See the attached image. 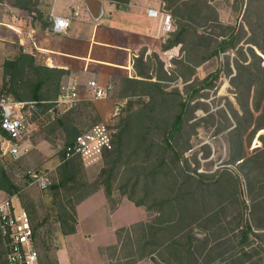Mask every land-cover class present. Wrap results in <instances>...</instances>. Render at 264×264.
Listing matches in <instances>:
<instances>
[{
    "label": "rangeland",
    "instance_id": "1",
    "mask_svg": "<svg viewBox=\"0 0 264 264\" xmlns=\"http://www.w3.org/2000/svg\"><path fill=\"white\" fill-rule=\"evenodd\" d=\"M13 2L0 0L4 4ZM33 3L36 6L25 11L27 21L42 30L50 27L51 17L43 13L44 10L47 12L46 1L34 0ZM54 6L58 14L65 9L71 14L76 13L80 22L84 18L81 6L70 0H56V3L51 0L49 14ZM180 10L182 18L178 22L192 29L178 47L176 56L168 53L171 50L150 52L143 56V65L153 76L152 81L159 83L166 95L145 83L125 84L124 76L137 77L136 73L128 76L123 71H108L100 79L113 84V97L101 102L83 101L78 108L67 112L57 110L39 116L33 114L29 155L18 162L9 156H0V184L7 187L13 185V188L9 187L10 192L0 190V203L4 201L17 210L24 209L31 216L33 246L39 254V264H57L60 215L64 213L72 226L70 217L78 216L77 209L76 214L74 211L76 203L100 185L101 172L109 170L111 166L108 160L91 166L81 162L72 181L64 187L53 189L60 179L58 171L62 148L69 134L60 122L70 123L78 133L102 123L113 125L118 130L122 141L120 159L113 173L110 209L116 207L123 197L124 186L127 192L134 191L136 199L147 195V203L176 198L173 204L175 208L189 190L184 186L191 184L187 183L189 176H208V183L212 185V189L203 187L205 214L190 217L174 230L169 229L171 226L167 221L179 218L182 211L168 207L164 213L155 211L150 215L144 223L153 222L157 227L168 229L172 242L166 240L162 248H155L153 256L143 260L137 258L147 231L136 227V224L125 227L127 230L122 232L119 244L109 245L116 239L113 228L135 218L127 205L113 219V227L108 230L99 221L98 212L94 215L93 227L84 220L98 209L101 195L94 197L92 201L84 203L79 211L83 216L81 231L94 232V235L87 237V245H82L78 238L77 244L81 245L82 252L71 251L72 264H128L135 260V264H228L230 255L242 256V246H246L244 250L252 254L251 260L243 258L246 259L245 264H264L263 158L258 164V155L264 145L263 139L259 142L258 138L264 134V130L256 132L264 124V0H201L188 12ZM39 12L43 13L42 16ZM227 26L240 30L238 57L230 53L221 60L213 58L201 63L202 56L211 53L221 42L220 35L229 32ZM0 36L9 38L12 32L4 27L0 30ZM15 49L19 50L17 45L0 41V98L11 93L10 85H5L4 63L14 55L12 50L15 52ZM36 56L43 61L42 56ZM119 57L123 58V55L119 54ZM219 68L222 73L216 81V89L187 105L181 129L172 138L176 150L184 155L182 161L185 168L173 162L174 153L166 155L164 160L158 153L159 146L163 144L164 132L171 131L181 111L179 102H185L188 90ZM143 80L150 81L146 78ZM131 102L134 103L132 106ZM250 136L254 137L252 145ZM142 137H146V140H142ZM255 147L261 149L253 152ZM135 148L139 149L138 152H135ZM241 156L245 157V162H237ZM45 157L50 162L47 169L43 165ZM253 158L257 159V163L248 162ZM159 164V171L151 176L150 172ZM29 169L46 170L52 176V186L44 191L36 185H28L23 176ZM222 172L229 175L222 182V187L217 188L213 180L221 177ZM196 191L202 194L199 189ZM185 199L192 202L193 198L189 196ZM244 223H249L260 238L251 234L248 244L242 241L238 227ZM191 233L195 239L191 250L194 255L189 259L186 250ZM159 235L151 240L161 243L162 233ZM105 244L108 245L102 246ZM152 249L148 248V251ZM0 255H3L2 247Z\"/></svg>",
    "mask_w": 264,
    "mask_h": 264
},
{
    "label": "trees",
    "instance_id": "2",
    "mask_svg": "<svg viewBox=\"0 0 264 264\" xmlns=\"http://www.w3.org/2000/svg\"><path fill=\"white\" fill-rule=\"evenodd\" d=\"M34 0H14L13 3H11L12 6L15 8H18L23 11H30L31 7L36 6V4L33 3ZM114 2L119 3H129L130 0H110ZM201 2V0H161V3L163 5L162 12L168 13L173 18V24H174V31L170 33L169 38L167 40V44L165 46L163 45V50L167 51L170 49H173L175 47H179L183 44V40L188 36V33L192 27H189L188 25H182L180 22H178L179 19H181V15L178 11V9H183L185 12H188V10L193 7L197 6ZM4 4V3H1ZM5 5V4H4ZM3 10V8H1ZM181 11V10H180ZM178 12V13H177ZM42 12H39L41 14ZM43 14V13H42ZM41 14V16H42ZM184 13H182V16ZM227 30H229L228 33H223L221 36L222 40L219 42L217 47L209 54L203 55L201 59V63H206L213 58L222 59L225 55L232 54L233 57H238V44L240 39L239 34V28L233 27V26H227ZM196 31V30H194ZM142 58H137L134 61V69L136 71L137 77L132 78H124L125 84H146L148 86H153L155 89H157L160 94L166 95L164 90L161 88V85L159 83L153 82V76L149 73L148 68L143 66L141 62ZM245 66H249V64H245ZM221 68H219L216 72L211 73L208 75L205 79H203L201 82L197 84V86L192 87L188 90V98L185 102H179V105L181 106L180 113L176 116L175 122L172 125L170 132H164V140L163 144L159 146L158 153L160 156L165 160V156L169 155V153H174V159L173 162L177 165H181L185 168V164L182 161V158L184 155L179 153L176 150L175 145L172 143L173 136L181 129V123H182V117L185 113V109L187 105L190 102H193L197 100L200 96L208 95L207 93L209 91H212L216 89V81L220 78L221 75ZM71 74V72L64 68H56V67H50L47 64H45L43 61H41V58L35 56L34 54H29L24 52L23 49H21L19 55L15 59L6 60L4 63V76H5V85H10V91L12 94H14L13 98H15L18 101L22 102H30L35 103L36 107L38 108V113L41 115L43 113H49L50 110L54 107V101L59 97L61 85L62 82ZM31 77H34L31 78ZM31 78V79H29ZM143 78H146L150 81L145 82ZM111 90L109 91L108 97H113L115 94V88L113 84L111 85ZM264 86V84H263ZM9 94V96H12V94ZM179 94V93H178ZM180 95V94H179ZM140 103V102H139ZM147 103V102H145ZM134 103L131 102L130 105L132 106ZM36 116H39L36 114ZM62 126L66 129L68 134V140L66 141L64 147L62 148V155H61V164L59 166V175L60 179L58 184L53 185V189H59L60 187H64L68 182L72 181L78 173V168L80 163L82 162L81 159L73 155L72 153L68 152V148L73 144L75 138L80 135L81 133H78V130L73 128L71 124H66L65 122H60ZM264 123V118H263ZM115 130L114 135V148L112 151L105 154L103 161H107L108 163H111L109 170H103L101 172V182L98 187H96L91 192L85 194L82 196L79 201L76 203L74 207V211L76 214V209L79 206L80 203H82L85 199L90 197L91 195L95 194L99 190H103L107 199L110 201L113 197V178H114V171H115V164H117V161L120 159V153H119V147L121 145L122 138L118 134V130L113 126ZM260 130H264V124L262 127L257 129L256 132H259ZM83 133V132H82ZM257 134V133H254ZM256 136V135H255ZM263 139V140H262ZM142 140H146V137H142ZM254 137L250 136L249 142L251 145L253 144ZM263 141L264 143V134L260 135L258 138V141ZM149 147V146H148ZM146 148V146H144ZM136 149V148H135ZM151 150V148L149 147ZM260 147L253 148V152L259 151ZM139 149H136L135 152H138ZM146 151L149 153L148 149L146 148ZM259 162L260 159L263 158L264 164V145L262 148V151H260ZM136 154V153H135ZM26 156H23L19 160L23 159ZM114 158V160H113ZM251 159V158H250ZM18 160V161H19ZM244 160L245 157L241 156L239 157L237 162H240ZM253 160V161H252ZM252 160H248V162H255L257 163V159L253 158ZM17 161V162H18ZM113 161V162H112ZM160 164L157 166V168H154L152 172H150L151 176H155L157 172L160 169ZM228 173L222 172L221 177L219 176L216 178L215 185L217 188H221L223 185V181L226 180V177L228 176ZM51 176V175H50ZM189 176V175H188ZM197 177L191 175L189 176V179L187 181L191 184H185L184 186H187L189 190L185 192L184 199L181 201H178L177 205L174 208L175 199L176 198H166L158 201H152L150 203H147L148 196L142 197V199H136L134 191L127 192L125 190L126 186L123 187V196H126L129 200L135 203L137 206H143L147 209V211L150 213H154L157 211L158 213H164L168 207H171V210H177L182 211V214H180L179 218H172L168 222L170 224L169 229H176L180 226V223H185L190 217L197 218L198 214L204 212L205 209H203L204 203L206 202L203 193V187L207 186L209 189H212V185H209L208 183V176L204 175H197ZM5 177V176H4ZM52 178V176H51ZM53 180V179H52ZM200 182H197V181ZM13 188V185L10 184ZM7 186H4L3 184H0V190L10 192V188ZM197 187V188H196ZM102 188V189H101ZM191 188V189H190ZM195 188V189H194ZM196 189H199L202 194H198V191ZM190 193V194H188ZM192 197V202H188L185 197ZM217 198V197H216ZM244 206H246L245 202H243ZM172 205V206H171ZM175 210V211H176ZM193 210V211H192ZM63 213L60 215L59 222L61 223V235L67 236V235H73L77 232V225H78V216L75 215V217L71 216L70 218L73 220L72 226L68 223V218ZM31 218V216H30ZM136 227H142L144 228L147 233H145V236L142 238V244L139 247L140 256L137 258V260H143L149 256H153L155 254V248L158 249L159 247L162 248L166 242L169 240L172 242V238L170 236L168 237V229L157 227L156 224L153 222L144 223L140 222L136 224ZM241 231L242 235V241L248 244L249 237L251 234H254L256 238H260L258 234H256L253 230V227L249 223H244L243 225H239L238 227ZM127 229L122 228L117 231L118 236V244L120 243L121 234L123 231ZM159 233H162L161 238L163 237L162 242H155L151 239H153L156 236H160ZM264 234V233H263ZM145 238V239H144ZM167 240V241H166ZM193 234L191 233L188 236V242H187V254L189 255V259L194 255V253L191 251L193 247ZM166 241V242H165ZM174 242V241H173ZM164 243V244H162ZM174 244H177L174 242ZM168 245V244H167ZM177 246H181L178 245ZM0 247H2L3 255H0V264H10L9 262V253H10V247H9V240L8 238L3 234V231L1 229V223H0ZM116 246L115 248H117ZM171 247V246H167ZM241 250L243 251L242 256L236 257L234 254L230 255L231 259L229 260L228 264H245L246 259L251 260L252 254L246 252L244 249L246 246H242ZM148 248H153L151 251H148ZM118 249V248H117ZM246 258V259H243ZM137 261L130 262L128 264H135ZM57 264H59L57 262Z\"/></svg>",
    "mask_w": 264,
    "mask_h": 264
},
{
    "label": "crops",
    "instance_id": "3",
    "mask_svg": "<svg viewBox=\"0 0 264 264\" xmlns=\"http://www.w3.org/2000/svg\"><path fill=\"white\" fill-rule=\"evenodd\" d=\"M45 1L47 12L44 10L43 13H47L51 17L52 9H54L53 13L55 15L67 17L72 21L71 28L65 33L55 34L51 29L52 22L50 27L43 30L37 26L33 27L32 23L27 21L25 11L6 3L5 6H0V30L6 27L12 32V37L0 36V41L2 43H12L19 48V50L15 49V52L12 50L14 55L7 60L14 59L23 49L26 53L42 56L43 62L50 67L64 68L69 70L71 74L78 75L85 85L90 80H96L103 87L110 86L108 82H103L100 76L108 71L111 72V70L123 71L126 75L133 76L136 73L133 66L135 59L142 58L141 62L143 64V56L146 54L163 51L162 46L167 43L170 35L162 32L159 18H151L147 14L149 9L162 12L161 0H130L126 4L102 0L104 14L98 21L91 18L84 0H70L79 4L84 10V18L81 22L76 13L71 14L65 9L60 14L56 13L55 6L49 14L51 0ZM177 49L178 47L170 49L171 51H168V53L175 54ZM119 54H122L123 58H120ZM101 101H104V99L96 102ZM49 163V159L45 157L43 159L45 169L48 168ZM97 196L100 197L97 211L84 219L92 227L94 215L98 212L100 215L99 221L103 223L106 230L112 228L113 219L121 213L124 205H127L135 217L132 221L113 228L115 229L116 239L109 245L118 243L117 231L119 229L149 220L150 213L147 209L135 205L126 196L121 197L116 207L110 209L109 200L104 191L99 190L77 207L78 225L76 234L58 235L57 262L59 264H72L71 251L82 252L81 245L77 244V241L81 239L82 245H87V237L94 235V232L81 231L83 216L81 217L79 211L84 203L92 201ZM106 245L108 244L102 246Z\"/></svg>",
    "mask_w": 264,
    "mask_h": 264
},
{
    "label": "built area",
    "instance_id": "4",
    "mask_svg": "<svg viewBox=\"0 0 264 264\" xmlns=\"http://www.w3.org/2000/svg\"><path fill=\"white\" fill-rule=\"evenodd\" d=\"M56 1V0H55ZM0 6H5L0 3ZM51 12L52 32L61 34L67 32L72 21L64 16ZM151 18H159L162 32L166 35L174 31L173 18L168 13L149 9ZM111 86L103 87L96 80L83 84L78 75L70 74L61 85L60 95L53 102L50 110L65 112L78 108L83 101L93 102L108 98ZM35 103L18 101L12 96L3 95L0 98V156H9L18 161L31 152L30 138L33 114H38ZM115 130L113 125L96 124L78 135L68 152L78 156L86 166L103 161L106 153L114 148ZM24 181L28 185H36L41 190H48L53 180L46 170L29 169L25 172ZM0 223L3 234L9 240L10 264H39V254L34 249V229L29 213L24 209L17 210L7 202L0 203Z\"/></svg>",
    "mask_w": 264,
    "mask_h": 264
},
{
    "label": "water",
    "instance_id": "5",
    "mask_svg": "<svg viewBox=\"0 0 264 264\" xmlns=\"http://www.w3.org/2000/svg\"><path fill=\"white\" fill-rule=\"evenodd\" d=\"M84 3L93 20L98 21L102 18L104 14L102 0H84Z\"/></svg>",
    "mask_w": 264,
    "mask_h": 264
}]
</instances>
